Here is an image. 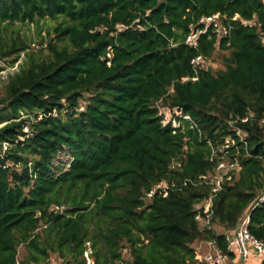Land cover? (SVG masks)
Masks as SVG:
<instances>
[{
  "label": "trees",
  "instance_id": "trees-1",
  "mask_svg": "<svg viewBox=\"0 0 264 264\" xmlns=\"http://www.w3.org/2000/svg\"><path fill=\"white\" fill-rule=\"evenodd\" d=\"M216 12L229 34L210 27L186 44L189 25ZM44 19L55 22L46 49L0 36L2 58L25 51L0 95V264H85L87 249L93 264H195L192 243L225 249L223 232L248 210L264 240V0H0V25ZM216 45L225 68H194ZM160 99L191 121L162 126ZM246 115L249 155L239 147V176L213 199L222 231L200 229L193 205L210 186L179 187L211 171L206 140ZM160 181L175 186L147 202Z\"/></svg>",
  "mask_w": 264,
  "mask_h": 264
},
{
  "label": "built area",
  "instance_id": "built-area-1",
  "mask_svg": "<svg viewBox=\"0 0 264 264\" xmlns=\"http://www.w3.org/2000/svg\"><path fill=\"white\" fill-rule=\"evenodd\" d=\"M225 19L226 16L219 12L201 16L196 24L189 25L190 31L186 35L184 42L195 47L198 43L199 34L203 33L210 27L212 28V31L216 32L218 35H228L231 25L225 22ZM231 19L240 20L238 14H234ZM244 23L249 25L252 24L251 22ZM204 59L206 58L197 55L191 60V63L193 67L196 68L197 66H201ZM188 79L194 80L196 77L184 76L181 78V81H186ZM155 105L157 107V114L161 118L162 126H171L174 129L173 132L177 129L182 130L184 121H191L188 114L177 110H170V108L162 103L161 99L158 100ZM248 120L249 116L247 115L232 118L228 121L231 133L223 136L220 141L215 143L206 140L210 147L208 160L213 164L211 171L199 175L194 181L185 179L179 187L181 188L185 186L189 181L194 185L206 184L210 186V194L193 205V210L195 212L194 218L200 229L212 228L215 230V227H220L211 222L213 199L226 182H231L238 178L241 169L240 160L242 156L239 147L242 146L245 154L249 155L247 150L248 132L239 125V123H246ZM260 123L264 124V118L260 120ZM260 157L264 162V154ZM180 164L181 162L179 160H173L170 164V168H178L180 167ZM174 186V182L167 184L164 181H160L146 193L145 199L149 202L153 194L157 191L165 196L167 194L166 190L169 187ZM258 200H264V193ZM53 209L61 211L63 206H54ZM249 213L250 210L240 218L233 229L223 232L226 243L225 249L220 247L213 239L198 240L201 241L205 248L195 249V264H248L250 255L253 253L255 256H261L262 259H264V240L255 237L247 228L249 223ZM249 245L251 246V249H249ZM89 252V249H87L83 253L86 261L88 260L87 263L85 261V264H93V260L89 257ZM62 263V260L56 262V264ZM115 264H125V262L122 260Z\"/></svg>",
  "mask_w": 264,
  "mask_h": 264
},
{
  "label": "rangeland",
  "instance_id": "rangeland-1",
  "mask_svg": "<svg viewBox=\"0 0 264 264\" xmlns=\"http://www.w3.org/2000/svg\"><path fill=\"white\" fill-rule=\"evenodd\" d=\"M54 23L55 22L51 21L50 19L39 20L37 23L14 21L13 23L6 24L5 22H3L0 25V36L2 37L4 42H7L11 38H13L15 40L22 41L23 43H27L29 45V48L26 49V51L31 50L35 52L39 49H46L48 42L56 41L54 40V35L50 33V26ZM24 52L25 51H21L19 56L15 61H13V63H11V60L14 58L13 56L5 58H2V56H0V65L3 66V69L0 71V95H2L4 85L6 84L8 77L14 72L18 71L19 66L22 64L25 58ZM228 54L229 50H222L218 45H216L212 55L209 58L204 59L201 66L207 67L213 73H215L217 70L225 68L224 57ZM84 105L85 101H81L80 108H82ZM22 116H24V113H22ZM63 160H66V158H63ZM215 228L216 232H220L222 230V228L220 227ZM198 243V240L192 243L194 249H197ZM248 247L249 249H251L250 245ZM124 252L125 251H123V256H127V254L125 255ZM25 254L26 250L24 245H20L18 247V260H23ZM254 259L255 262H253ZM60 260L61 259L58 258L57 254H51L50 257L41 264H56V262H59ZM262 261L263 259L261 256H255V254L253 253L250 255L248 264H251L252 262L253 264H260ZM87 262L88 260L86 261V263Z\"/></svg>",
  "mask_w": 264,
  "mask_h": 264
},
{
  "label": "crops",
  "instance_id": "crops-1",
  "mask_svg": "<svg viewBox=\"0 0 264 264\" xmlns=\"http://www.w3.org/2000/svg\"><path fill=\"white\" fill-rule=\"evenodd\" d=\"M199 243H198V246H197V248H201V249H204L205 248V246L201 243V241H198ZM248 262H249V260H248ZM253 262H255V259H254V261ZM253 262L251 263V264H253Z\"/></svg>",
  "mask_w": 264,
  "mask_h": 264
}]
</instances>
